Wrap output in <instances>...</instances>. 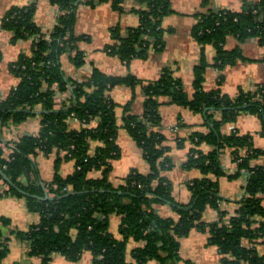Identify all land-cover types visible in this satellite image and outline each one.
I'll return each instance as SVG.
<instances>
[{
  "label": "trees",
  "instance_id": "16d2710c",
  "mask_svg": "<svg viewBox=\"0 0 264 264\" xmlns=\"http://www.w3.org/2000/svg\"><path fill=\"white\" fill-rule=\"evenodd\" d=\"M140 7L137 27L111 30V43L105 51L128 65L135 59H146L151 51L164 49V30L161 22L172 13L169 0H133ZM58 8L52 30L42 33L34 22L35 3L12 7L2 17L0 28L9 32L11 41L32 39L28 54H20L10 64L9 71L17 85L7 97L0 99V183L2 194L22 198L29 212L39 216V222L16 235L29 242L28 257L37 264H50L53 255L69 262H77L90 254L94 264H180V240L194 230L206 231L210 244L221 255L220 264H264V253L258 254L256 245L264 244V164L252 165L264 157V149L254 148L248 136L231 132L221 135L220 129L234 123L240 113L259 117L260 134L264 135V86L253 91L238 89L234 96L223 94L220 85L222 71L234 66L242 54L238 49L227 50L226 39L234 37L239 43L255 39L264 48V0H258L245 10L232 12L214 8L197 14L192 31L193 39L204 48L213 46V67L220 72L216 88L203 89L208 64L202 51L193 71V93L189 96L180 79L169 70L144 86L143 111L131 113L132 101L123 107L121 124L115 117L116 104L110 97L114 87L124 86L133 92L140 83L134 76H107L93 69L83 81H70L62 69L60 58L69 54L74 68L84 65L79 43L87 39L74 33L76 9L80 4L94 6L111 3L122 12L125 0H49ZM71 54H73L71 56ZM264 65V55L262 57ZM68 93V103L55 108L56 93ZM203 114L207 134L194 132L189 137L191 148L182 167L196 169L201 177L191 180L187 188L191 199L187 204L172 196V185L163 176L174 164L166 138L160 132L159 98ZM40 106L39 130L35 136L24 135L4 142L2 129L8 123L19 125L35 115ZM216 114L219 117L216 119ZM78 121L71 128L69 121ZM73 121V120H72ZM119 129H123L140 149L148 172L131 170L119 186L109 182L111 163L120 157L116 143ZM183 147L185 140L177 141ZM211 146L203 151L202 145ZM94 145V146H93ZM227 149L235 166L231 177L247 175L244 197L234 215L218 210L219 177L224 176L220 150ZM55 154L53 176L43 182L36 165V156ZM72 161L74 171L68 176L59 174L64 162ZM100 172V177L92 173ZM213 176V177H210ZM167 205L176 217H162L155 206ZM218 210V220L203 222L206 208ZM120 218L117 239L110 232V217ZM227 217V223H223ZM7 226L9 220L0 218ZM132 239L140 246L126 259L127 242ZM247 242V245L244 243ZM7 249L0 227V264Z\"/></svg>",
  "mask_w": 264,
  "mask_h": 264
},
{
  "label": "crops",
  "instance_id": "0c3cea01",
  "mask_svg": "<svg viewBox=\"0 0 264 264\" xmlns=\"http://www.w3.org/2000/svg\"><path fill=\"white\" fill-rule=\"evenodd\" d=\"M98 2L99 0H85ZM172 13L163 18L161 26L164 30V49L160 53L151 51L146 59L132 60L125 65L116 56L108 54L104 49L111 43V30L119 27L122 30L137 27L139 17L134 9H139V5L133 0H125L122 12L114 10L111 3H97L94 6L86 4L78 5L76 9V23L74 33L77 36H84L87 40L79 43V49L84 54V65L76 69L73 67L69 54L61 56L62 69L67 79L70 81H83L93 69H97L104 75L112 77L134 76L141 84H137L134 92L124 86H117L110 92V97L116 104L115 117L117 124H121L123 107L132 101L131 113L140 115L143 111L144 86L156 81L163 70H169L171 74L180 79L186 93L191 96L193 93V71L199 63L202 51L205 55L208 67L204 73L203 89L205 91L216 88L217 78L220 72L212 65L215 57L213 46L206 45L201 48L193 39L192 31L196 24V15L210 11V9L221 8L232 12H239L246 9V6L258 0H169ZM35 3L34 22L41 29L42 33L52 30L58 16V8L52 5L49 0H0V22L3 15L12 7H25ZM12 35L0 28V99L7 97L11 89L17 85V79L10 73L9 66L20 54H28L31 49L32 39L11 41ZM225 47L227 50L238 49L242 54V59H238L234 66L226 67L221 75L223 81L220 91L223 94L234 96L238 89L253 91L256 86H264V65L262 57L264 48L259 47L255 39H248L239 43L236 38L228 37ZM58 97V98H57ZM58 103L55 108H61L62 104L68 103L69 94H57ZM158 114L161 118L160 132L166 138V145L169 146V158L174 164L173 168L165 171L163 176L172 185V196L181 203L187 204L191 199V194L187 184L201 177V173L196 170H187L182 167L188 152L191 148L189 137L194 132L207 134L211 130V125H206L203 114H196L188 108L169 103L165 97L159 98ZM42 112L40 106L35 108V115L27 118L22 124L10 128H3L2 139L4 142L17 139L24 135L35 136L39 129V115ZM219 117L216 114V119ZM71 128H77L75 121H69ZM234 128L239 135L248 136L254 148L264 149V135L260 134L261 121L259 117L240 113L234 123L228 124L220 129L221 135L231 133ZM185 140L183 147H177L178 140ZM116 143L122 153L125 146L132 158H138L137 164L130 163L121 170L119 161L121 158L111 163L109 182L117 187L122 179L131 171L138 170L141 173L148 172V165L143 160L140 149L135 142L123 130L119 129ZM94 146V145H93ZM203 151H210L211 146L202 145ZM121 155V154H120ZM55 154L45 157L41 153L36 156V165L40 178L43 182H49L53 176V160ZM220 162L224 171V176L219 177L218 194L220 201L218 210L228 213L227 217L234 215L239 202L244 197V187L247 181L245 172L238 177H231L235 172V166L231 161L229 150H220ZM264 157L254 161L252 165H263ZM74 171L72 161L64 162L59 169V174L68 176ZM100 172L92 173L93 177H100ZM213 177V176H210ZM3 187L0 183V218H7L9 224H0L3 243L6 246V253L1 264H37L38 260L28 257L29 242L19 238L16 233L26 231L31 226L39 222L36 213L29 212L25 201L22 198L12 197L2 194ZM264 206V200L262 202ZM156 212L162 217H176V214L167 205L155 206ZM218 210L206 208L203 213V222L212 223L218 220ZM227 217L223 223H227ZM120 218L112 215L110 217V232L121 239L118 232ZM247 245V242L244 243ZM140 243L130 239L126 246V259L131 262V252ZM258 254L264 253V244L255 246ZM180 264H220L221 255L217 248L210 244L209 234L206 231L194 230L186 238L180 240L179 249ZM50 264H94L90 254H84L77 262H69L60 255H53ZM147 264H157L152 261Z\"/></svg>",
  "mask_w": 264,
  "mask_h": 264
},
{
  "label": "rangeland",
  "instance_id": "374dc122",
  "mask_svg": "<svg viewBox=\"0 0 264 264\" xmlns=\"http://www.w3.org/2000/svg\"><path fill=\"white\" fill-rule=\"evenodd\" d=\"M73 54H71V56H72ZM82 67V66H81ZM80 67V68H81ZM91 74V73H90ZM67 93V92H66ZM56 94H60V95H65V93H56ZM68 94V93H67ZM58 98V97H57ZM56 97H55V106H56V104L58 103L57 101H58V99H57ZM60 108V107H59ZM59 108H56V109H59ZM73 121H75V119L74 118H71ZM39 123H40V115H39ZM76 123L78 124V121L76 120ZM22 124V123H21ZM20 125V124H19ZM18 125H13V124H11V123H8L6 126H4L3 128H5V129H8V128H10V130H15V129H13L14 127H17ZM39 130V129H38ZM38 133V132H37ZM22 137V136H21ZM122 153H121V155H120V158H121V160L119 161V169L118 170H121L120 168H122V167H124L125 165H126V167H128L129 166V164L130 163H134V164H137L138 162H139V159L138 158H132V156H131V154H130V152H128L127 151V149L125 148V146H123V148H122Z\"/></svg>",
  "mask_w": 264,
  "mask_h": 264
},
{
  "label": "built area",
  "instance_id": "2783aa9c",
  "mask_svg": "<svg viewBox=\"0 0 264 264\" xmlns=\"http://www.w3.org/2000/svg\"><path fill=\"white\" fill-rule=\"evenodd\" d=\"M231 132H235L234 128H231Z\"/></svg>",
  "mask_w": 264,
  "mask_h": 264
}]
</instances>
